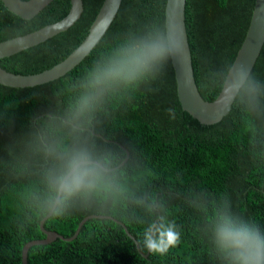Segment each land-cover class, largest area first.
<instances>
[{"label": "trees", "instance_id": "16d2710c", "mask_svg": "<svg viewBox=\"0 0 264 264\" xmlns=\"http://www.w3.org/2000/svg\"><path fill=\"white\" fill-rule=\"evenodd\" d=\"M80 17L66 30L0 59L8 71L36 73L63 60L84 38L104 0H82ZM255 0H186L185 25L201 96L220 91L245 36ZM166 0H122L105 34L74 67L33 86L0 83V264H21L25 242L43 238L49 212L44 175L54 147L47 126L69 115L82 91V74L125 39L165 25ZM70 0H52L33 17L9 11L0 0V41L65 16ZM258 104L238 92L217 122L201 123L183 110L171 59L135 88L117 89L81 129L63 128L62 145L86 146L107 159L111 188L73 201L67 215L44 228L71 237L28 248L27 264H225L213 245L214 213L225 207L264 234V44L251 70ZM152 89V91H149ZM175 109V118L166 111ZM128 154V155H127ZM123 162V163H122ZM175 221L180 243L166 255L141 251L143 229ZM139 242V243H138Z\"/></svg>", "mask_w": 264, "mask_h": 264}, {"label": "clouds", "instance_id": "9594fccd", "mask_svg": "<svg viewBox=\"0 0 264 264\" xmlns=\"http://www.w3.org/2000/svg\"><path fill=\"white\" fill-rule=\"evenodd\" d=\"M184 54V37L174 20L170 24L154 27L139 39H125L102 58L93 57L97 62L82 74L79 83L82 91L69 105V115L59 122V126L46 125L47 135L54 147L47 153L53 164L44 175L48 192L47 207L43 209L45 213L51 211L53 218L68 216L73 201L111 188L107 159L94 156L83 145H62L59 142L62 129L79 131V122L91 117L106 94L157 79L169 59L175 61ZM259 91L260 84L252 79L249 67L234 64L217 103L211 107L214 110L226 109L238 92H244L250 102L258 104ZM166 111L175 118V109ZM2 119L3 114L0 113ZM213 215V245L225 264H264V234L255 223L233 215L226 207ZM180 241L181 233L175 221L168 222L161 216L143 229L141 251L163 256Z\"/></svg>", "mask_w": 264, "mask_h": 264}, {"label": "water", "instance_id": "95a60500", "mask_svg": "<svg viewBox=\"0 0 264 264\" xmlns=\"http://www.w3.org/2000/svg\"><path fill=\"white\" fill-rule=\"evenodd\" d=\"M3 5L18 16L28 19L38 13L52 0H1ZM122 0H104L89 29L81 42L61 61L53 66L36 73L20 74L6 70L0 65V83L14 87H25L41 84L53 80L78 64L90 50L98 43L113 21ZM186 0H166L165 24L175 20L182 31L186 54L171 60L179 103L183 110L198 119L201 123L210 124L219 121L229 110L231 104L224 110H214L211 105L217 103L219 94L223 91L224 82L231 76V66L245 64L251 72L257 57L264 44V0H255L249 24L235 58L227 71L222 87L217 96L211 100H205L198 90L192 67L191 51L185 25ZM83 11L82 0H70L67 14L59 20L48 23L34 31L0 41V59L17 53L25 48L38 44L47 38L66 30L81 15ZM235 98V97H234ZM234 100V99H233ZM128 155V154H127ZM123 163V162H122ZM51 214L49 211L39 222L40 230L45 235L40 239L29 240L21 249V264H27V251L31 245L49 243L55 238L71 240L74 238L81 225L89 217H109L101 214H90L80 220L74 234L71 237H63L57 231L44 228V220Z\"/></svg>", "mask_w": 264, "mask_h": 264}, {"label": "bare ground", "instance_id": "6f19581e", "mask_svg": "<svg viewBox=\"0 0 264 264\" xmlns=\"http://www.w3.org/2000/svg\"><path fill=\"white\" fill-rule=\"evenodd\" d=\"M36 45V44H35ZM31 47V46H30ZM56 79V78H55Z\"/></svg>", "mask_w": 264, "mask_h": 264}]
</instances>
